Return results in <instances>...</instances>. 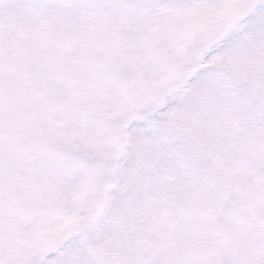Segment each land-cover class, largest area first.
I'll return each mask as SVG.
<instances>
[{"label":"snow or ice","instance_id":"6c2138e0","mask_svg":"<svg viewBox=\"0 0 264 264\" xmlns=\"http://www.w3.org/2000/svg\"><path fill=\"white\" fill-rule=\"evenodd\" d=\"M0 264H264V0H0Z\"/></svg>","mask_w":264,"mask_h":264}]
</instances>
